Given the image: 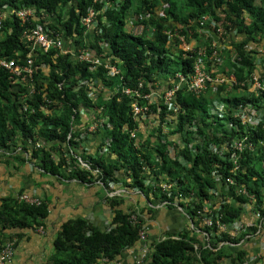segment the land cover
Returning <instances> with one entry per match:
<instances>
[{
    "label": "trees",
    "instance_id": "trees-1",
    "mask_svg": "<svg viewBox=\"0 0 264 264\" xmlns=\"http://www.w3.org/2000/svg\"><path fill=\"white\" fill-rule=\"evenodd\" d=\"M179 1L121 0L115 5L114 0H0V11L5 15L0 29V58L14 60L21 67L19 76H13L18 84L11 81L8 71L0 68V150L4 151L0 158L9 156L5 162H30L41 171L40 175L75 179L87 185L97 182L109 192L115 184L138 190L151 204L159 200L170 208L176 199H183L179 207L195 227L168 233L162 240L151 242V255L145 264H221L224 260L244 264L247 251L232 250L229 245L254 233L256 226L232 236L215 223L210 227L201 224L202 215L198 212L208 204L210 213H202L214 221L219 218L221 224L229 227L241 218L248 204L264 222V152L257 146L259 140L264 141V117L261 127L253 128L240 125L228 114L225 124L211 115L214 97L226 104L230 112L239 105L257 107L259 98L249 94L237 97V92L235 96H224L226 84L217 86L215 94L206 91L198 96L182 89L174 94V108L168 110L163 93L172 86L176 73L192 70L193 57L183 58L181 50L167 44L163 33L168 29L165 20L153 16L149 24L144 22L154 29L151 36L148 32L134 36L124 26L133 15L154 13L163 4H167L166 16L178 24L210 16L216 28L244 36L243 41L231 45L233 56L224 39L219 40L227 51L222 52L218 68L222 73L231 69L236 81L245 82L247 90L258 60L264 62V53L258 59L256 51L252 55L246 49L264 39V0H182V4ZM18 9L30 10L32 14L23 22L16 15ZM88 9L95 12L96 26L92 32L82 24ZM36 27L60 39L63 45L71 43L68 47L74 52L81 48L102 51L106 45L108 56L119 61V73L109 77L102 66L91 70L73 53L64 54L58 48L33 49L26 35ZM194 37L197 38L196 33ZM30 59L34 61L32 66L27 64ZM25 67L32 73L25 71ZM36 79H40L41 85L34 83ZM160 79L166 80V89L149 105L155 119L144 136L140 130L142 118L133 119L131 99L121 90L135 89L142 82L141 92L151 94ZM102 88L108 93L103 94ZM231 89L238 91L240 87L234 84ZM261 97L264 104L263 93ZM94 123L95 130L89 131ZM245 136L256 148L240 154L237 169L229 160V152L219 156L211 148ZM42 142L45 146L40 145ZM90 143L96 146L94 154L84 151L80 156L79 150ZM104 147L106 153L102 152ZM67 161L75 166L68 168ZM227 178L232 184L226 182ZM162 184L170 188L163 190ZM108 200L113 218L107 230L79 218L64 223L54 239L55 253L50 264L112 261L139 242V230L145 226L140 215L145 208L124 210L122 199ZM17 202L2 201L0 227L28 229L43 225L48 215L47 204ZM131 214L139 217L135 225L131 223ZM194 229L204 233V240L198 238Z\"/></svg>",
    "mask_w": 264,
    "mask_h": 264
},
{
    "label": "crops",
    "instance_id": "crops-1",
    "mask_svg": "<svg viewBox=\"0 0 264 264\" xmlns=\"http://www.w3.org/2000/svg\"><path fill=\"white\" fill-rule=\"evenodd\" d=\"M204 16L209 19L211 18L208 15ZM221 39H225L224 41L228 45L227 48L229 49V53L234 55V49L231 45H236L243 41L244 36L232 30L230 33L220 38L216 36L211 39V41L204 40L200 37L191 38V44L199 48L209 47L212 42L220 45ZM255 47H257L256 50H254ZM246 49L252 52V54L253 51L259 50L261 52V49H264V40H262L259 45L255 44ZM258 64L255 74L263 75L264 62L258 61ZM227 74H232L231 69H227ZM11 81L17 84L19 83L18 79H12ZM165 81L166 80L160 79L157 82L156 89L153 92L155 93V99L166 89ZM232 86L231 84L225 86L224 96L227 93L234 95V92H237L231 89ZM247 91H250L251 97L259 98L257 107L252 105L247 106L256 110L255 118L259 121L258 127L260 123H262L264 117L263 99L257 96L254 90L247 89ZM194 95L198 96L199 94ZM242 96H246V94L243 92L239 93V96L237 95V97ZM215 99L214 97L213 100L215 101ZM154 119V116H148V118L142 119V127L140 130L144 136H146L152 128L150 122H154ZM95 147L93 143H90L89 146L87 144L85 146L83 145V150H79L78 153L80 156L84 151L88 154H94ZM260 147L263 151L262 146ZM171 149L173 148H170V150ZM171 154H174V150L171 151ZM7 157L9 156L0 158V209L2 208L3 200L7 201V199H14V203H16V198L19 196L20 192H22L20 194L25 193L30 197L40 199L47 204L48 208V215L43 221V225L40 227L28 229H19L16 226L10 225L0 227V246L10 239L15 240V250L8 264L52 263L55 253L53 247L54 239L62 225L70 220L78 218L84 219L94 227L107 230L113 218L112 209L108 200V198L111 197L122 199L124 201L122 207L124 210L129 208L136 209L137 206L143 209L145 208L140 216L145 222L144 228L147 232V238L145 242L139 241L135 246L123 250L116 259L112 261L102 259L96 264H114L115 262L136 264L138 261L143 262L145 261V259H142L144 255H146V257L151 255V242L162 240L168 233H178L183 229L192 230L193 227H195L186 212L179 207V202H183L181 198L176 199L170 208L159 200H154L151 204L144 199V196L140 192L132 189H125L121 185H112V192H109L97 182L87 185L75 179H64L49 174L40 175L41 171L34 164L30 162L20 164L13 159L5 162ZM67 165L70 169L73 168V165L75 166L74 163L69 161H67ZM19 203L20 202H17V204ZM204 209H209L208 204L205 205ZM257 215L258 214H255L251 209V205L247 204L244 206L241 218L235 221L231 227L229 226L224 230L229 232L232 236H238V234L245 232L249 227L256 226L254 233L245 235L238 244L229 245L232 250L234 248H240L247 251L244 264H264V222L262 223ZM201 224H204L202 218ZM236 226H241V230H235ZM194 230L195 234H198V238L201 241L204 240V233L200 232L199 229ZM148 257L146 259H148ZM221 264H229V261L224 260Z\"/></svg>",
    "mask_w": 264,
    "mask_h": 264
},
{
    "label": "built area",
    "instance_id": "built-area-1",
    "mask_svg": "<svg viewBox=\"0 0 264 264\" xmlns=\"http://www.w3.org/2000/svg\"><path fill=\"white\" fill-rule=\"evenodd\" d=\"M120 0H114V4L118 5ZM105 11V8L103 9ZM87 16L83 19L82 24L87 28H94L96 26L95 20V12L93 9H88ZM31 11L20 12L19 14L26 18L27 16L31 15ZM162 18L164 17V13L161 10H156L154 13L145 12L143 15H140L136 21L143 22L145 20H149L151 17ZM3 19V14L0 13V29L1 23ZM211 19L207 18L206 16H201L199 19H196L194 24L197 26V33L203 35L204 37H208L211 35L213 30L218 33L217 36L220 38L224 34L226 35L227 32H223V30L218 27L216 28L215 22L210 21ZM191 26H193V22L189 21V24L184 28L179 25H175L173 29L164 30L163 33L166 36L167 44L177 50H181L183 52V58H189L190 56L193 57V62L191 63L192 70L188 73H183L179 71L175 74L173 80V84L169 87L166 91H164V101L168 106V110L174 108L172 97L177 91L184 89L185 91L191 94H202L206 91H210L212 94L216 93L217 86H221L223 84H231V85H238L240 87L239 90H244L245 82H237L236 78L233 74H227V69L225 72H221L218 66L222 63L221 54L225 51L222 45H217L215 42H212L209 48L202 47L198 50L194 49V46L191 44V38H193L194 31L191 30ZM132 33L134 35H141L143 32H148L149 36L153 35L154 29L146 27L143 23H137L133 25ZM183 31L185 33H183ZM28 40L32 44L33 49L42 48L44 51H48V48H58L61 50L62 42L60 39H55L50 37L47 32H45L42 28L36 27L29 31L26 35ZM225 40V39H224ZM228 49V48H227ZM67 53V51H65ZM259 54H263L264 52H260ZM80 62L88 63L91 67L95 68L102 66L106 70V74L109 77H114L119 73L118 63L119 61L112 57H106L105 53H98L95 49L90 48H83L77 50V52L73 53ZM233 56V55H232ZM234 58V57H233ZM234 64H237V61H233ZM27 64L32 66L33 59L28 60ZM263 64V63H260ZM259 65V64H258ZM257 65V66H258ZM0 68L8 71L11 74V79L13 76H19L20 68L19 65H16L14 60H3L0 58ZM211 68V70H209ZM24 70L28 71L29 74L32 73V70L28 67H25ZM142 82H140L135 89L124 88L121 90V93L128 99H131L130 106H131V113L132 117L135 120L139 118H148V116H152L150 113L149 105H151L155 100V93L151 94H143L141 92ZM249 90H254L257 96L261 97L262 93L264 94V74L263 75H256L253 73L250 78L249 82ZM239 90L237 91L239 93ZM104 94L108 93L106 88H102L101 90ZM245 94L250 95V91L244 90ZM224 95V94H222ZM159 97V96H158ZM222 97V96H221ZM142 100L145 104H140L139 101ZM224 103H220L218 101H214L211 105V115L216 116L222 124H225L224 118L226 115H231L232 119L238 121L240 125L243 126H251L257 127L259 121L255 118V109L249 107H243L239 105L237 108H232L231 112ZM213 106V107H212ZM83 110V109H81ZM176 111V109H175ZM230 112V113H229ZM142 122V121H141ZM96 123L89 127V131H94L96 128ZM228 128H231L228 126ZM257 146H262L264 151V142L259 140ZM214 153L218 154L219 156H223V154L229 152V160L233 162L235 165V169L238 168V160L241 153L244 151H253L256 147L255 144L245 137H239L232 139L230 142L222 143L219 147L211 146ZM106 148L104 147L102 152H106ZM78 162L81 166H85L84 163L81 162L79 158ZM228 184H232V180L230 178L226 179ZM168 189L170 188L167 187ZM163 190H168L164 186H162ZM138 191V190H134ZM139 192V191H138ZM245 192V191H241ZM18 202H23L28 205H35L38 206L42 203V201L38 198L30 197L27 194H22L17 196ZM167 204V203H165ZM202 212L210 213L209 211L203 209L201 212H198L202 215V220L206 226H213L214 223L216 227L220 228L221 230H225L228 226L223 225L220 223L219 218L215 221L212 219L211 216H205ZM258 216V215H257ZM131 223L135 225L139 222V217L136 214H131L130 216ZM234 226V225H233ZM231 227V226H230ZM241 226H236L235 230L240 231ZM147 238V232L145 228L139 230V241L145 242ZM15 250V240H10L0 246V264H8L10 259L13 256ZM148 257V256H147ZM146 255L142 257L145 261L137 262L136 264H144L146 262ZM149 258V257H148ZM114 264H122L121 262H115Z\"/></svg>",
    "mask_w": 264,
    "mask_h": 264
},
{
    "label": "clouds",
    "instance_id": "clouds-1",
    "mask_svg": "<svg viewBox=\"0 0 264 264\" xmlns=\"http://www.w3.org/2000/svg\"><path fill=\"white\" fill-rule=\"evenodd\" d=\"M95 2H96V0H94ZM120 3H121V0H120ZM166 9H167V4H163L162 6H161V8H157V9H155V11L156 10H161V11H163V13H164V17H162V18H160V19H162V20H165L166 21V24H167V27H168V29H173L174 28V26L175 25H179V26H182L183 28L185 27V26H187L188 24H189V21L191 22H193V26H191V30L192 31H194V33H193V38H195L194 37V34L196 33L197 34V37H200V38H202V39H204V40H208L209 38H211V39H213V38H215L216 36H217V32L215 31V29L213 30V31H215V33H211V35H209L208 37H204L203 35H201V34H198L197 33V26L194 24V22L196 21V19H199V18H196V19H189L188 20V22L186 23V24H178V23H176L173 19H172V17H170V18H168L167 16H166V13H165V11H166ZM25 11H30V10H25V9H18V10H16V15H17V17H19L23 22H25L26 21V19H27V17L26 18H23L19 13L20 12H25ZM146 12H149V11H146ZM0 13H2L3 14V19H2V21L4 20V18H5V15H4V13H3V11H0ZM32 14V13H31ZM144 14V13H143ZM143 14H136L135 16L133 15L131 18H128L127 20H126V24H125V26H124V30L126 31V32H129V33H132V30H133V25H136L137 23H143L144 24V22H147L148 24H149V20H145V21H143V22H138V21H136L137 19H138V17L140 16V15H143ZM203 16V15H202ZM145 26L146 27H149V25H146L145 24ZM1 27H2V25H1ZM95 28V27H94ZM94 28H89L90 29V31H93L94 30ZM223 30V29H222ZM146 32V31H145ZM144 33V32H143ZM142 33V34H143ZM183 33H185L184 31H183ZM228 33V32H227ZM141 34V35H142ZM141 35H134V36H141ZM70 44L71 43H69V44H64V45H62V48H61V50L63 51V53L64 54H66L65 53V51H67V53H69V54H71V53H75V52H77V50H79V49H77L75 52L74 51H72L71 49H69V47L68 46H70ZM253 45H255V44H253ZM64 48V49H63ZM209 47H207V49H208ZM248 48V47H247ZM81 49H83V48H81ZM91 49V48H90ZM194 49L195 50H198L199 49V47H194ZM96 50V49H95ZM97 52L98 53H105L106 54V57H112V56H108L109 54H108V51H107V47H106V45L105 46H103V48H102V51H99V50H97ZM256 53H258V51H256ZM253 55V54H252ZM261 55L262 54H257L256 55V58H260L261 57ZM115 58V57H114ZM116 59V58H115ZM258 61H261L260 59L258 60ZM85 63V62H84ZM88 64V63H87ZM90 66V65H89ZM91 67V66H90ZM96 68V67H95ZM91 70H93L94 68H90ZM103 93V92H102ZM104 94V93H103ZM41 146H44L43 145V143H41L40 144ZM2 152H4L3 150H0V153H2ZM6 153H8V152H6Z\"/></svg>",
    "mask_w": 264,
    "mask_h": 264
},
{
    "label": "rangeland",
    "instance_id": "rangeland-1",
    "mask_svg": "<svg viewBox=\"0 0 264 264\" xmlns=\"http://www.w3.org/2000/svg\"><path fill=\"white\" fill-rule=\"evenodd\" d=\"M179 4H182V0H180L179 1ZM264 40V39H263ZM252 45L253 44H249L248 45V47H252ZM64 49V48H63ZM257 49V47H255V49L254 50H256ZM48 50H49V48H48ZM262 51L261 52H264V49H261ZM33 63H34V61H33ZM37 82H39V85H41V81H40V79H36L35 80V82L34 83H37ZM245 93V91L244 90H239V93ZM220 98H222V97H220ZM223 105H226V104H223ZM81 115H83V110H81ZM91 116V115H90ZM171 155H173V154H171ZM162 186H164L166 189H168L167 187H169V185H166V184H162Z\"/></svg>",
    "mask_w": 264,
    "mask_h": 264
}]
</instances>
